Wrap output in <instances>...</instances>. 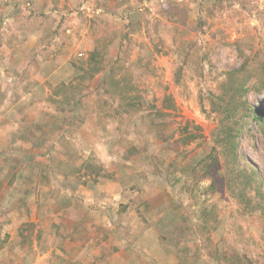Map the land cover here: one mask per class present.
I'll use <instances>...</instances> for the list:
<instances>
[{
	"label": "rangeland",
	"instance_id": "obj_1",
	"mask_svg": "<svg viewBox=\"0 0 264 264\" xmlns=\"http://www.w3.org/2000/svg\"><path fill=\"white\" fill-rule=\"evenodd\" d=\"M233 2L0 0L4 263L69 264L78 249L80 264L95 253L114 258L94 264H246L242 256L264 264L262 211L244 207L222 179L213 195L192 198L182 187L184 169L215 145L216 124L201 112L206 94L243 64L239 45L264 56V0H245L246 9ZM168 3L175 18L160 10ZM94 49L103 68L83 86L78 108L54 110L47 96L80 75ZM113 63L117 79L124 67L134 76L142 103L109 119L100 108L118 103L99 84ZM248 101L264 117V94ZM190 133L197 139L186 143ZM239 152L264 181V137L241 136ZM85 164L102 171L85 176ZM66 195L75 200L68 221Z\"/></svg>",
	"mask_w": 264,
	"mask_h": 264
},
{
	"label": "trees",
	"instance_id": "obj_2",
	"mask_svg": "<svg viewBox=\"0 0 264 264\" xmlns=\"http://www.w3.org/2000/svg\"><path fill=\"white\" fill-rule=\"evenodd\" d=\"M229 2L232 5L233 0H229ZM237 3L242 9L248 7L245 5V0H237ZM170 5L168 3V11H163L161 7L160 10L164 16L167 14L172 19L176 15L170 13ZM217 7H221V5ZM204 22L203 19H199L197 24L198 26L203 25ZM238 48V54L244 60L243 64L237 69L223 72V78L218 83L217 91H209L205 96L208 105L207 110L201 104V112L207 119L216 124L212 133L215 145L211 149V153L205 155L192 167L189 166L184 169L183 174L186 181L182 187L185 195L192 198L199 194L213 195L216 190V181L222 179L226 189L235 196L239 203H242L244 207L251 211L259 209L264 216V194L262 192L264 181L255 167L241 161L239 152L241 136L252 138L253 140V136L258 132L261 137H264V117L257 115L249 107L248 101L251 95L264 94V56L261 57L260 55L262 50L247 53L245 47L240 48L239 45ZM250 54H253V57ZM104 58V55L97 49L89 52L85 61L86 67L80 66L82 73L71 81L69 85L60 84L53 88L52 93H49L46 98L49 105L56 111L61 110L63 107L69 110H76L79 106L78 94H81L83 86H87L93 75L103 68ZM113 64L108 68L106 76L102 78L99 88L104 96L118 103L116 108L119 111L112 106L105 107L106 104L103 108H100V112L102 110L104 112L100 115H104V117L109 119H115L120 116L119 114L134 115L136 111L134 109L135 103H142L138 83L135 81L134 76H131L132 74L127 67H124L125 77L117 79L115 75L118 66H115V63ZM181 76V69H179L176 74L177 82H179ZM152 112L154 116H160L158 112ZM250 124H254L256 128L249 127ZM18 138L21 139L20 136ZM195 139H197V135L192 133L184 138L186 143ZM220 159L222 160L221 166ZM83 166H85V176H87L86 174L99 175L102 171L101 168L93 169L91 164ZM14 179L15 177H13L11 182ZM203 179L210 180V184L204 190L200 187V182ZM241 258L247 262L246 264H251L245 256ZM241 258L240 260L242 261Z\"/></svg>",
	"mask_w": 264,
	"mask_h": 264
},
{
	"label": "crops",
	"instance_id": "obj_3",
	"mask_svg": "<svg viewBox=\"0 0 264 264\" xmlns=\"http://www.w3.org/2000/svg\"><path fill=\"white\" fill-rule=\"evenodd\" d=\"M0 83H1V81H0ZM7 120V119H6ZM7 122V121H6ZM1 133H3V136H2V134ZM7 132L5 131V125H4V123H3V125L2 126H0V144L2 145V146H4V134H6ZM1 163H2V161H1ZM51 178H52V176H51ZM88 192H93V189L92 190H89ZM89 193V194H90ZM0 194L2 195V192H1V190H0ZM67 198V199H66ZM66 201H64V206H63V209L65 210V215H66V218H67V220L66 221H68L69 220V218H70V216H71V214H70V209H72V207H73V198H74V196L72 195H66ZM1 201V200H0ZM75 201V200H74ZM125 204V203H124ZM28 207H30L29 205H28ZM64 212V211H63ZM111 212H114V210H111ZM57 214H59V212L57 213ZM64 214V213H63ZM117 214V213H116ZM72 218V217H71ZM65 224H67V223H65ZM3 225V226H2ZM5 225V226H4ZM18 223H15V227L13 228L14 230H17V227H18ZM0 226H2V228H4L3 230H7V228H5L6 226H8L7 225V223L6 224H2L1 222H0ZM9 227H11V225H9ZM69 227V226H68ZM141 238L143 239L144 237L143 236H141ZM11 239H13V237H11ZM117 244V243H116ZM78 251V249H75L74 250V254H78L79 256H76V255H71L70 256V263L69 264H71V263H73V264H80V262H81V257L82 256H84V252H83V250H82V253H80V252H77ZM154 250L151 248L150 250H148V252H149V255H151L152 254V252H153ZM6 254H9L8 252H7V250L6 249H1L0 250V264H6V263H4V261H2V257H4V256H6ZM12 255V254H11ZM105 255V256H104ZM104 258H107V259H111V260H113V258H114V255L112 254V255H110L109 253H99V254H97V253H95V255L91 258V259H85V261H83L82 263H84V262H87L88 264H94V263H97V262H100L102 259H104ZM132 259H133V255H132V257H131ZM130 263V262H129ZM9 264V263H8Z\"/></svg>",
	"mask_w": 264,
	"mask_h": 264
},
{
	"label": "clouds",
	"instance_id": "obj_4",
	"mask_svg": "<svg viewBox=\"0 0 264 264\" xmlns=\"http://www.w3.org/2000/svg\"><path fill=\"white\" fill-rule=\"evenodd\" d=\"M259 104H260V102H259Z\"/></svg>",
	"mask_w": 264,
	"mask_h": 264
}]
</instances>
